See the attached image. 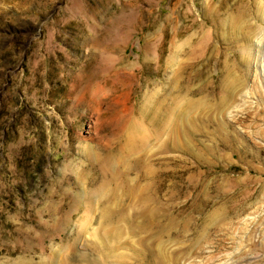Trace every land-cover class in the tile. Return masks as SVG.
I'll return each mask as SVG.
<instances>
[{
	"label": "rangeland",
	"instance_id": "1",
	"mask_svg": "<svg viewBox=\"0 0 264 264\" xmlns=\"http://www.w3.org/2000/svg\"><path fill=\"white\" fill-rule=\"evenodd\" d=\"M227 77L158 144L159 226L121 225L105 181L139 179L144 106ZM0 264H264V0H0Z\"/></svg>",
	"mask_w": 264,
	"mask_h": 264
},
{
	"label": "bare ground",
	"instance_id": "2",
	"mask_svg": "<svg viewBox=\"0 0 264 264\" xmlns=\"http://www.w3.org/2000/svg\"><path fill=\"white\" fill-rule=\"evenodd\" d=\"M171 61H173V58H170V62ZM193 72L194 65L192 64L178 65L177 68L173 71V78L169 81L170 83L173 81L178 82L176 88L178 89L177 93L181 92L182 90H185L188 93V85L193 80ZM234 80H231L229 77H227V79L222 84L221 93L217 98H210L208 100L204 99L199 102H197L196 100L184 101L180 99V97L178 96L179 94L174 95V93H176L174 92L175 89H170L168 90V97H164V94H166V92L165 90H162L161 94L156 93L154 94L155 96L153 95L155 100L154 104L150 105L149 107H145V104L143 105L144 110L141 118L143 117L144 120H150L153 126V133L150 132V134H152L148 135L146 131L143 132L142 144L139 146V148L137 147L138 149L135 148L136 150H132V152H134V155L138 157L134 169L139 172V179L137 180V182L133 181L129 177L122 179L119 182H112L113 178H110L109 182L105 181L108 183L106 187L109 188H106L108 189L107 193L109 194L107 201L110 203L108 213L115 215V213L120 211L122 206L126 208L124 210L128 211V213L122 217L121 225H126V228L130 229L133 226L132 224L135 218L139 217L152 227L156 226L157 228L159 226V216H165L163 214H160L158 207V192L160 187L158 170L160 158L158 157V153L160 152L159 148L161 146L159 147V145L161 143V138L163 141H166L163 136H165L166 138L171 137V139L175 140L174 138L180 135L179 133L181 126L185 125L186 122L187 124H193L196 120L204 119V117L207 118L208 115L213 112L219 113L223 112L224 109H227V107H229V105L235 100V94L238 90V87L236 86L237 82ZM203 90L204 88L201 89V91ZM167 141H169V138H167ZM170 142H172V140ZM172 143L174 144V141ZM167 146H169V144ZM128 170L131 171V169H127V174L129 172ZM117 191L118 193L122 191L120 198H118V202L116 201ZM99 194H101V192ZM114 209H116L115 212H113ZM129 214L131 216H129ZM118 225H120V223H118ZM114 231L112 230V233L110 232L109 234L107 232V238H113L111 241L118 244L122 237L121 234L123 231H121L119 228H115ZM146 244L147 243H145V245ZM151 248L152 246L150 247V250H152ZM20 262L21 261H19V263Z\"/></svg>",
	"mask_w": 264,
	"mask_h": 264
}]
</instances>
